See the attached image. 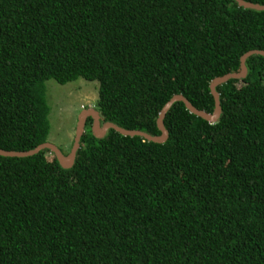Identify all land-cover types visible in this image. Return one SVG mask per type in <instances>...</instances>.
<instances>
[{
    "label": "trees",
    "instance_id": "obj_1",
    "mask_svg": "<svg viewBox=\"0 0 264 264\" xmlns=\"http://www.w3.org/2000/svg\"><path fill=\"white\" fill-rule=\"evenodd\" d=\"M251 49L264 10L234 0H0V149L47 141L46 80L96 81L103 121L157 135ZM244 65L214 122L174 102L162 143L87 118L70 168L0 155V264H264V56Z\"/></svg>",
    "mask_w": 264,
    "mask_h": 264
},
{
    "label": "water",
    "instance_id": "obj_2",
    "mask_svg": "<svg viewBox=\"0 0 264 264\" xmlns=\"http://www.w3.org/2000/svg\"><path fill=\"white\" fill-rule=\"evenodd\" d=\"M234 1L236 2L238 6H242L244 8H251L254 10H264V4L262 5V4L252 3V2H248L244 0H234ZM250 54H259V55L264 56V50L251 49V50L244 52L239 57V69L237 71L228 72V73H224L223 75L213 77L208 82L209 93L211 94L212 99H213V107L210 112H205L203 110L195 108L181 94H173L172 96H170V98L166 100L165 103L161 106L160 110L158 111L156 115L155 125L159 131V134L157 135H149L137 129H125V128H122L114 124L111 121H103L98 111L95 108L86 107V108L80 109L77 114L71 145L69 147V150L65 154L61 150H59L54 144L48 141H45V142L37 144L32 149L25 150V151H13V150L0 149V155L10 156V157H25V156H29L32 154H36L42 149H48L50 153L54 156V158L56 159L60 167L70 168L73 163L75 152L79 147V139H80L81 134L84 131V124L87 118H90L91 120L90 132L93 135V137L97 139L104 137L107 131L109 129H112L115 132L123 136H140L147 141H151L155 143H162L165 141L167 137V130L165 129L163 125V117H164V114L167 112V110L170 108V106L176 101H180L188 112L204 119L205 121L209 123H212L218 118L219 113H220L219 95H218V92L215 90V87L227 81L230 78L244 77L245 72H246L244 60Z\"/></svg>",
    "mask_w": 264,
    "mask_h": 264
},
{
    "label": "rangeland",
    "instance_id": "obj_3",
    "mask_svg": "<svg viewBox=\"0 0 264 264\" xmlns=\"http://www.w3.org/2000/svg\"><path fill=\"white\" fill-rule=\"evenodd\" d=\"M97 86L96 81L82 78L64 84H58L52 79L44 81L45 98L50 108L47 141L63 153H66L71 145L79 110L86 107L95 108ZM53 157L50 152L45 153L47 161L52 162Z\"/></svg>",
    "mask_w": 264,
    "mask_h": 264
},
{
    "label": "flooded vegetation",
    "instance_id": "obj_4",
    "mask_svg": "<svg viewBox=\"0 0 264 264\" xmlns=\"http://www.w3.org/2000/svg\"><path fill=\"white\" fill-rule=\"evenodd\" d=\"M87 120V119H86ZM86 122V121H85ZM90 125H91V120H90V124H89V127H90ZM84 127H85V124H84ZM65 154V153H64Z\"/></svg>",
    "mask_w": 264,
    "mask_h": 264
}]
</instances>
